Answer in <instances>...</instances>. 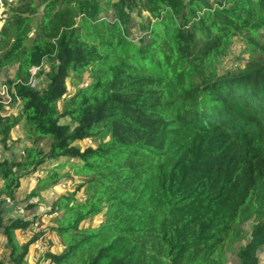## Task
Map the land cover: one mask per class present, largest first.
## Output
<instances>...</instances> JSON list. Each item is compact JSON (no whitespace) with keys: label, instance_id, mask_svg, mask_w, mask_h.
Listing matches in <instances>:
<instances>
[{"label":"trees","instance_id":"obj_1","mask_svg":"<svg viewBox=\"0 0 264 264\" xmlns=\"http://www.w3.org/2000/svg\"><path fill=\"white\" fill-rule=\"evenodd\" d=\"M3 7L0 42L10 45L0 53V70L19 60L20 79L6 83L15 84L20 104L0 115L1 141H13L21 121L34 144L50 140L47 153L32 146L24 162L0 164L8 264H30L32 247L48 235L40 225L33 231L36 218H5L2 206L16 200L22 179L59 158L66 162L38 178L26 198L25 208L34 209L40 190L69 175L62 174L66 167L81 179L50 207V230L64 249L52 252L48 240L47 264H224L226 244L253 219L251 240L238 256L240 264H259L264 46L256 38L264 31V0H19ZM137 9L151 19L148 42L128 36ZM40 11L41 33L28 45ZM236 37L258 53L221 76L218 67ZM46 59L48 82L37 90L32 69L44 74ZM96 71L80 88L83 74ZM91 138L99 142L75 144ZM96 218L103 221L85 225ZM30 228L31 238L20 243L17 233Z\"/></svg>","mask_w":264,"mask_h":264},{"label":"rangeland","instance_id":"obj_2","mask_svg":"<svg viewBox=\"0 0 264 264\" xmlns=\"http://www.w3.org/2000/svg\"><path fill=\"white\" fill-rule=\"evenodd\" d=\"M19 0H0V2L8 3L10 4H17ZM137 9L134 13H132V19L130 23L127 25L128 28V36L131 39L139 40L142 39L145 42H148L149 35L148 31L146 29L147 25H149V21L151 20L149 17V13L146 10H142V12H138ZM42 12L38 13L34 17V21L31 27L30 32V39L28 40L27 44H31V40L34 39V37L41 33L38 23L41 20ZM258 44L260 46H264V31L260 33V35L256 38ZM10 41H3L0 42V53H3L9 48ZM258 53V52H257ZM257 53H250L247 49V44L245 43L244 39L241 37H236L233 39V41L229 44V47L225 53V56L222 58V61L218 67V73L219 75H232L237 73L240 69H243L246 67V65L249 63V61L255 57ZM52 65V61L50 59H46L43 63L44 68V74L41 76H37V69H32L33 74V82L35 89L42 90L46 87V84L48 82L46 73L49 72L50 67ZM19 69V60L11 62L8 66L0 70V82H8V81H15L20 79L17 75ZM97 76V71L95 73V76L92 74H89V72H85L82 76V81L79 85L80 88H86L88 87L93 79ZM71 86V85H70ZM70 100V99H69ZM68 102V99H63L58 102V108L60 112H64L66 104ZM18 109V108H17ZM19 110V109H18ZM16 113V110H13L10 114ZM8 114L6 112L4 115ZM62 123L67 124L69 122L68 117H63L61 120ZM12 136L14 138L13 141L9 140L6 145H4L1 141L0 137V164L5 162L8 163V165L12 166L14 163H22L26 159V149L34 146L35 148L41 149L44 153H47L49 151V143L50 140L45 139L39 143L34 144L30 137V133L24 126V122L21 121L19 123V126L15 128L12 132ZM92 146H95L99 141L97 139L91 138ZM76 146L85 148L88 147L89 143L88 141L84 140L82 142L75 143ZM59 162H66L65 158H59V159H47L45 165L43 166V169L37 170L36 173L31 175L28 178H24L21 180V187L19 189L18 197L16 200L9 202H5L2 206V210L5 212V218H10L9 216H17L19 214L20 209H24L26 211L25 216H21L27 219H33L36 218L39 222L38 224L41 226L42 230H45L47 232V238L49 242L52 244V252L59 253L61 252L64 247L60 243L59 238L52 233L50 230V227L52 226V217L49 213L50 207L52 205V202L59 197L60 195L64 194H71L76 189V186L81 184V179L79 177H73L72 176V169L69 167L64 168L62 171V174H65L69 172L68 176H64L58 183L48 186L44 190H40V197H35L33 202L37 203L36 207L34 209H26L27 205V195L31 193L32 190L37 189V184H32L30 181L32 179H38L45 177L48 173H50L51 168L59 163ZM24 169H21L20 171H23ZM18 171V172H20ZM5 185V180L1 176L0 173V199H2L4 196L1 193L2 188ZM60 186L63 189L60 190ZM64 187V188H63ZM79 199H85L86 193L83 192V190L76 192ZM264 214V212H263ZM103 221V218H96L93 220L88 221L85 223V225H97ZM255 225V219L253 220H245L244 223H242L239 228L238 235H235L232 243H228L225 246L224 254H225V261L224 264H240L238 253L239 251L249 243L252 237V230L253 226ZM29 233H22L19 231L17 233V240L20 243L25 242L28 237H31V228L29 229ZM2 228H0V264H8V254L9 249L6 246V239L3 236ZM29 234V235H28ZM258 258L260 261V264H264V246L260 247L258 249ZM47 264V263H46Z\"/></svg>","mask_w":264,"mask_h":264},{"label":"built area","instance_id":"obj_3","mask_svg":"<svg viewBox=\"0 0 264 264\" xmlns=\"http://www.w3.org/2000/svg\"><path fill=\"white\" fill-rule=\"evenodd\" d=\"M1 3V2H0ZM0 32L1 29L3 27V23H4V7L3 4L1 3V7H0ZM32 86H34V82L32 81ZM17 101V103H16ZM20 101L19 98L16 95V91H15V84H8L6 82H0V106H2L5 111H0V115H4L6 112H8L9 115L11 112H13V110H16L19 107ZM7 110V111H6ZM5 115V116H6ZM89 144H92L91 140H88ZM38 179H32V184H36ZM64 188V187H63ZM7 202L10 201V199H6ZM19 214L20 216H25L26 212L25 210L22 208L19 210ZM34 232H39L40 231V227L38 222L35 224L34 228H33ZM49 242L46 238H40V240L34 244V249H37L38 251H40L39 253L41 254L39 260L43 257V255L47 252L50 251L49 248ZM38 261V260H37Z\"/></svg>","mask_w":264,"mask_h":264},{"label":"crops","instance_id":"obj_4","mask_svg":"<svg viewBox=\"0 0 264 264\" xmlns=\"http://www.w3.org/2000/svg\"><path fill=\"white\" fill-rule=\"evenodd\" d=\"M1 10V9H0ZM19 109V107H18ZM18 109H16V112L18 111ZM32 181V180H31ZM30 181V182H31ZM32 183V182H31ZM19 191L17 192V195H18ZM18 197V196H17ZM19 215L17 216H13V218H16L18 217ZM12 217V216H11ZM30 230H27L25 232H22V233H29ZM29 235V234H28ZM31 237L29 236L28 239H30ZM53 250V248H52ZM40 251H38L37 249H34V247H32L31 251H30V254H29V258H28V261L30 264H46L47 262L43 261L42 258L39 260L41 254L39 253ZM38 260V261H37Z\"/></svg>","mask_w":264,"mask_h":264},{"label":"clouds","instance_id":"obj_5","mask_svg":"<svg viewBox=\"0 0 264 264\" xmlns=\"http://www.w3.org/2000/svg\"><path fill=\"white\" fill-rule=\"evenodd\" d=\"M259 264H260V262H259Z\"/></svg>","mask_w":264,"mask_h":264}]
</instances>
